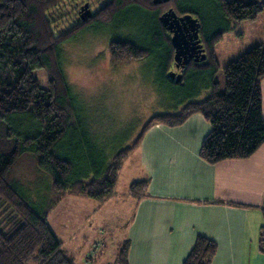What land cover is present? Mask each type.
Masks as SVG:
<instances>
[{
	"label": "trees",
	"instance_id": "16d2710c",
	"mask_svg": "<svg viewBox=\"0 0 264 264\" xmlns=\"http://www.w3.org/2000/svg\"><path fill=\"white\" fill-rule=\"evenodd\" d=\"M131 6L150 15V39L169 69L172 48L157 14L136 0H107L87 22L79 16L77 0H0V201L10 210L5 228H0V264H74L52 232L47 210L32 205L24 189L10 179L20 155H32L36 168L49 177L55 202L66 194L98 203L113 196L123 159L138 141L120 149L119 144L105 147L110 148L109 155L94 144L89 137L92 126L76 106L61 61L64 44L96 29L109 36V52L115 60L147 56L145 48L117 39L124 26L121 15ZM174 8L198 17L207 55L205 65L189 64L193 73L186 69L181 80L205 78L210 93L179 112L152 116L143 131L154 124L179 126L199 113L210 125L199 150L203 160L216 163L251 156L264 143L260 89L264 39L227 63L222 91L215 80L214 44L240 21L264 13V0H175ZM118 17L122 21L116 22ZM36 69L49 74L47 87L34 77ZM147 185V180L133 181L128 194L142 197ZM121 244L112 264H128L129 241ZM260 244L264 251V232ZM216 250L213 240L198 235L182 264H211Z\"/></svg>",
	"mask_w": 264,
	"mask_h": 264
},
{
	"label": "rangeland",
	"instance_id": "374dc122",
	"mask_svg": "<svg viewBox=\"0 0 264 264\" xmlns=\"http://www.w3.org/2000/svg\"><path fill=\"white\" fill-rule=\"evenodd\" d=\"M93 1L92 10L99 0ZM140 3L143 5L147 2L140 0ZM162 5L161 9L170 6L169 3ZM139 10L131 6L121 15L123 21L120 17L116 19V22L122 21L124 24L117 39L130 41L137 48H145L147 56L142 59L115 60L109 52V36L103 34L102 29L87 31L63 45V78L71 89L78 110L85 115L86 123L92 126L90 139L99 147L112 148L119 144L120 149L132 146L147 131L143 130L152 116L179 112L186 104L201 101L210 93L205 86V78L192 77L177 82L169 76V69L164 68L161 56L155 52L150 39L151 17ZM263 39L264 13L261 12L253 20H242L232 26L214 44L218 64L215 80L219 91L223 90V68L227 63ZM187 71L193 73L190 67ZM33 75L40 86H48L49 74L45 69H36ZM260 89L264 120V77ZM201 120L207 125L206 120ZM110 148H105L106 155H109ZM134 149H129L123 159L115 189L116 199L124 203L127 202L125 195L129 185L140 180L137 179L140 171L137 164L139 151ZM10 179L24 189L32 205L40 211L47 210V222L61 240L63 248L72 254L74 264H79V256L83 255L87 244L89 249L91 246L92 255L91 260H83L84 264L114 262L132 213L127 203L96 210L80 203L85 200L91 204V200L69 194L55 202L49 177L36 168L33 156L27 153L20 155L13 165ZM77 200L80 205L75 204ZM98 213L102 214L100 221L97 219ZM9 215L10 210L0 201V228H5ZM72 219L78 225L72 223ZM84 233L87 234L85 239Z\"/></svg>",
	"mask_w": 264,
	"mask_h": 264
},
{
	"label": "crops",
	"instance_id": "0c3cea01",
	"mask_svg": "<svg viewBox=\"0 0 264 264\" xmlns=\"http://www.w3.org/2000/svg\"><path fill=\"white\" fill-rule=\"evenodd\" d=\"M201 119L195 113L179 126L154 124L141 135L134 148L137 179L148 182L144 196L127 193L124 203L115 191L103 203L81 200L96 210L119 203L132 209L123 237L128 264H182L198 235L217 245L211 264H264V144L247 158L208 163L199 150L210 125ZM91 255L87 244L78 263Z\"/></svg>",
	"mask_w": 264,
	"mask_h": 264
},
{
	"label": "water",
	"instance_id": "95a60500",
	"mask_svg": "<svg viewBox=\"0 0 264 264\" xmlns=\"http://www.w3.org/2000/svg\"><path fill=\"white\" fill-rule=\"evenodd\" d=\"M81 18H89L91 10L87 3L79 8ZM159 21L163 28L167 30L171 36L170 44L174 50L173 60L184 67L190 58L199 56L200 60L205 59V54L198 38L199 23L196 18L190 14L177 16L172 9H168L159 17ZM169 76L175 81H179L181 76H175L170 73Z\"/></svg>",
	"mask_w": 264,
	"mask_h": 264
},
{
	"label": "flooded vegetation",
	"instance_id": "af4514ba",
	"mask_svg": "<svg viewBox=\"0 0 264 264\" xmlns=\"http://www.w3.org/2000/svg\"><path fill=\"white\" fill-rule=\"evenodd\" d=\"M105 1H107V0H99L95 5H97L96 7H95V9H93L92 10V6H93V4H94V1L93 0H80V2L82 3H79V0H77V5H78V10H79V8H80V6L81 5H83L84 3H87L88 4V7L90 8V10H91V16L89 17V18H84V20L83 21H87L88 19H91L92 17H94L95 16V14H96V12L98 11L97 9L98 8H100L102 5H103V3L105 2ZM174 1L175 0H145V2H147V3H144L143 5H141L145 10H148L149 12H155L156 14H157V20L159 21V17L161 16V14L162 13H164L165 11H167L168 9H172L175 13H176V15L177 16H182V15H184V14H190V13H182V14H179V13H177L176 12V10H175V8H174ZM79 3V4H78ZM137 3H139V4H141L140 3V0H137ZM170 4V6H168V7H166V9H161V4ZM162 5V6H163ZM192 17H194V18H196L197 19V21H198V23H199V27H198V38H199V40H200V44H201V47H202V49H203V52H204V54H205V59H203V60H200V58H199V56H197V57H192V58H190L189 59V61H188V63L184 66V67H181L180 66V64L178 63H175L174 62V60H173V54H174V50H173V48H172V46H171V48H172V52H171V66H170V68H169V74L170 73H172V74H174L175 76H181L182 74H183V72H185L186 71V69H188L189 68V64H193V65H197L198 67H201L202 65H205V63H206V61H207V55H206V51H205V48H204V46H203V44H202V42H201V38H200V28H201V24H200V21H199V19H198V17L196 16V15H193V14H190ZM79 16H80V18H81V15H80V11H79ZM96 21V20H95ZM159 23H160V21H159ZM160 28L163 30V32H164V35H165V39H167L168 41H169V38H170V36H171V34L167 31V30H165L164 28H163V26L161 25V23H160ZM169 43H170V41H169ZM171 45V44H170ZM182 78V77H181ZM181 78H180V80H181ZM179 80V81H180Z\"/></svg>",
	"mask_w": 264,
	"mask_h": 264
}]
</instances>
